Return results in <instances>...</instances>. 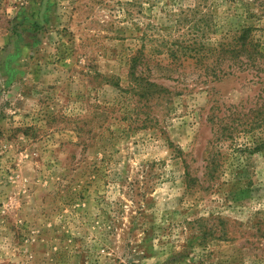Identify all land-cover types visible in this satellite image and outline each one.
<instances>
[{"label": "rangeland", "instance_id": "374dc122", "mask_svg": "<svg viewBox=\"0 0 264 264\" xmlns=\"http://www.w3.org/2000/svg\"><path fill=\"white\" fill-rule=\"evenodd\" d=\"M43 1L0 0V264H264V56L221 52L264 0Z\"/></svg>", "mask_w": 264, "mask_h": 264}, {"label": "trees", "instance_id": "16d2710c", "mask_svg": "<svg viewBox=\"0 0 264 264\" xmlns=\"http://www.w3.org/2000/svg\"><path fill=\"white\" fill-rule=\"evenodd\" d=\"M238 41L240 46H233L229 49L228 44L227 47L225 48L223 46L221 52L224 54H228L230 59H241L242 57H248V60H251L252 62H255L258 59H261L264 56V52L259 49V44L255 43L254 39L250 38V32L249 29L245 28L241 30V33H239L238 37H236L235 42ZM237 42V43H238ZM233 43H231L232 45ZM9 68V66H8ZM222 68V67H220ZM223 71V70H222ZM225 72V71H223ZM217 73V72H215ZM220 73V70H219ZM118 84V83H116ZM148 85L154 86L155 84L152 82H147Z\"/></svg>", "mask_w": 264, "mask_h": 264}, {"label": "water", "instance_id": "95a60500", "mask_svg": "<svg viewBox=\"0 0 264 264\" xmlns=\"http://www.w3.org/2000/svg\"><path fill=\"white\" fill-rule=\"evenodd\" d=\"M48 0H44L43 1V10L46 8V4H47Z\"/></svg>", "mask_w": 264, "mask_h": 264}]
</instances>
